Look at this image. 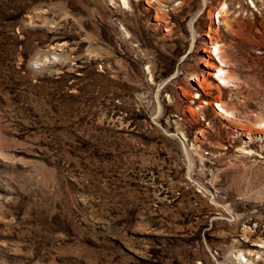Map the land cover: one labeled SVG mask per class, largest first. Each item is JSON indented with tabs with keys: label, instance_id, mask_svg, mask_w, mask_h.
<instances>
[{
	"label": "rangeland",
	"instance_id": "1",
	"mask_svg": "<svg viewBox=\"0 0 264 264\" xmlns=\"http://www.w3.org/2000/svg\"><path fill=\"white\" fill-rule=\"evenodd\" d=\"M125 1L0 0V264H264V0Z\"/></svg>",
	"mask_w": 264,
	"mask_h": 264
},
{
	"label": "bare ground",
	"instance_id": "2",
	"mask_svg": "<svg viewBox=\"0 0 264 264\" xmlns=\"http://www.w3.org/2000/svg\"><path fill=\"white\" fill-rule=\"evenodd\" d=\"M122 1V5L123 6H127V2L125 0H121ZM151 1V0H149ZM152 1H156V0H152ZM160 7L164 6V4L159 2ZM228 11H229V7L227 5V1L226 0H221V2H219L216 10H209L208 11V15H211L212 17H214V15L216 14L217 19H222V24L224 25V27L229 30L230 32H235L236 35H240V33L238 31L234 30L233 27V20L230 19V16H228ZM157 18H159L158 16H156ZM238 24V23H237ZM239 26V25H238ZM216 32H218V28L215 30ZM213 32L212 29H209V33ZM209 36V38L211 39V35L207 34ZM211 49L210 53H212L213 56H215L218 59V65H213L212 68L214 70V72H216V76L218 78V80L220 81V83L222 85H228L230 83H233V81L235 79H237L234 75V73L232 72V70L227 69L228 62L226 61L224 55H223V50L221 45L218 42H214L211 43ZM193 81L197 82L199 84V87L202 90H210V89H217V91L220 93L221 89L215 86H212L211 84L207 83L206 80H202L200 81L199 78L194 75L193 76ZM218 99L219 101L215 103V105L217 107H219V111H220V116H224L225 118H230L231 116H233V113L231 110L227 109V107L221 102V96L220 94L218 95ZM203 104H208L207 102H203ZM259 127L264 128V121H261L259 123ZM243 255L240 254V257H242Z\"/></svg>",
	"mask_w": 264,
	"mask_h": 264
}]
</instances>
